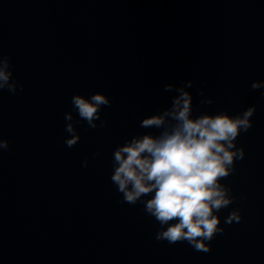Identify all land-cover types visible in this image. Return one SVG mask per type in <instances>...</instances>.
Returning <instances> with one entry per match:
<instances>
[{
    "label": "water",
    "instance_id": "1",
    "mask_svg": "<svg viewBox=\"0 0 264 264\" xmlns=\"http://www.w3.org/2000/svg\"><path fill=\"white\" fill-rule=\"evenodd\" d=\"M5 56L18 86L0 90V264H264V89L250 87L264 81V0H0ZM181 85L193 115L255 105L207 252L156 240L159 224L110 180L115 147L159 135L140 121ZM96 91L112 103L92 128L71 97ZM233 209L242 219L225 223Z\"/></svg>",
    "mask_w": 264,
    "mask_h": 264
},
{
    "label": "clouds",
    "instance_id": "2",
    "mask_svg": "<svg viewBox=\"0 0 264 264\" xmlns=\"http://www.w3.org/2000/svg\"><path fill=\"white\" fill-rule=\"evenodd\" d=\"M191 84L189 80L188 86ZM17 86L14 70L5 56L0 61V90L15 94ZM250 87L264 89V81H253ZM23 88L19 84L20 91ZM163 88L168 91L173 84L165 83ZM176 91L179 95L173 98L170 108L140 121L139 126L144 129L162 128L159 135H132L115 147L110 180L121 193L122 202H139L159 224L156 240L169 244L186 241L194 250L207 252L214 236L224 232L219 212L233 202V197L223 178L235 170V161L245 156L243 146L237 147V137L252 126L250 118L255 105L237 114L221 110L193 115V95L183 85ZM198 94L203 96V90ZM205 102L213 101L209 98ZM111 103L112 98L102 91L71 97L80 120L92 128L96 127L93 122L101 118L103 108ZM66 118L72 119L70 115ZM67 131L73 135L65 144L72 147L79 136L71 123ZM8 147L9 141L0 139V150ZM241 219L240 210L233 209L224 222Z\"/></svg>",
    "mask_w": 264,
    "mask_h": 264
}]
</instances>
